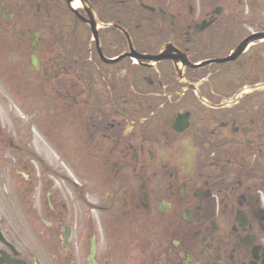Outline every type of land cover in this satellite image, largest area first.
Masks as SVG:
<instances>
[{
    "label": "flooded vegetation",
    "instance_id": "af4514ba",
    "mask_svg": "<svg viewBox=\"0 0 264 264\" xmlns=\"http://www.w3.org/2000/svg\"><path fill=\"white\" fill-rule=\"evenodd\" d=\"M0 264H264V0H0Z\"/></svg>",
    "mask_w": 264,
    "mask_h": 264
}]
</instances>
